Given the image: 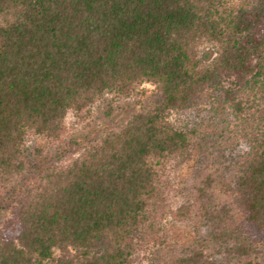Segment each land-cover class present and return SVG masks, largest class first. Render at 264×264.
Returning <instances> with one entry per match:
<instances>
[{
	"label": "trees",
	"instance_id": "trees-1",
	"mask_svg": "<svg viewBox=\"0 0 264 264\" xmlns=\"http://www.w3.org/2000/svg\"><path fill=\"white\" fill-rule=\"evenodd\" d=\"M0 17V264H132L158 236L167 165L196 135L170 114L221 92L236 117L241 96L263 93L264 0H0ZM94 105L93 137L28 151V136L57 142ZM249 122L232 178L216 168L192 187L204 233L161 264H263L264 110Z\"/></svg>",
	"mask_w": 264,
	"mask_h": 264
},
{
	"label": "rangeland",
	"instance_id": "rangeland-1",
	"mask_svg": "<svg viewBox=\"0 0 264 264\" xmlns=\"http://www.w3.org/2000/svg\"><path fill=\"white\" fill-rule=\"evenodd\" d=\"M245 1L247 0H231L233 4ZM0 24H2L1 17ZM206 51L209 52V56L204 59L205 61L214 56V51L210 44L201 46L199 54H203ZM222 86L227 88L228 82H223ZM153 89L154 86L150 83H142L138 87V90L146 95ZM255 93L249 91L240 97L242 98L244 110L236 117L233 115L229 105L223 104L221 92L214 93L211 100L207 99L190 109L170 114L168 117L170 124L185 130L193 129L196 135L192 136V146L188 158L179 162L172 161L167 165L162 205L163 212L155 217L156 228L159 227V230H157L158 236L149 237L144 240V243L142 242V244L135 246L132 264H161L160 256L158 257L157 255L159 251H165L167 246H172L175 249L180 244L194 242L197 236L204 233L205 227L194 211L192 187L200 175L216 168L219 174L226 179L232 178V173L235 170L231 164L232 160L247 150V144L239 133L246 125L250 127L249 121L257 118L261 109L264 110V91L263 93ZM253 102L255 107L252 106V109L247 110V105H251ZM130 103L127 100L123 102L126 105ZM135 108L137 107L135 106ZM253 112L255 113L252 115L251 113ZM124 113L115 114L111 119H102L101 121H104L107 125H112L114 124V119L123 117ZM98 117H101V111L96 105L93 106L89 117L83 120L68 114L64 121V130L57 142L48 143L42 138L28 136L25 145L30 152L33 151V148L39 147L45 153L68 145V142L74 137L83 140L87 139L88 136L93 137L91 125L95 126L94 124L99 120ZM224 125L228 127L229 132H232V136L227 134L226 137L218 138L219 132ZM93 129L96 128L93 127ZM77 151L71 149L70 156L74 157ZM5 195V191L0 189V199ZM226 196V200L231 201V197L229 195ZM185 205H188L190 209L185 215L180 217L177 215V209ZM239 218L240 214L235 213L234 219ZM231 264L241 263L232 261Z\"/></svg>",
	"mask_w": 264,
	"mask_h": 264
}]
</instances>
